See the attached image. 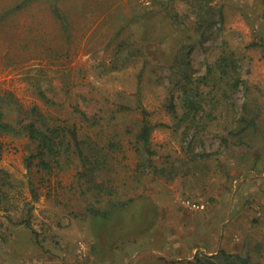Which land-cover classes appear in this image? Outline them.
Masks as SVG:
<instances>
[{
  "label": "rangeland",
  "instance_id": "obj_1",
  "mask_svg": "<svg viewBox=\"0 0 264 264\" xmlns=\"http://www.w3.org/2000/svg\"><path fill=\"white\" fill-rule=\"evenodd\" d=\"M21 1L0 0L6 118L74 125L86 160L62 131L28 166L36 142L0 135V264H196L220 249L264 264V0ZM220 54L237 73H208ZM185 92L202 98L193 118Z\"/></svg>",
  "mask_w": 264,
  "mask_h": 264
},
{
  "label": "trees",
  "instance_id": "obj_2",
  "mask_svg": "<svg viewBox=\"0 0 264 264\" xmlns=\"http://www.w3.org/2000/svg\"><path fill=\"white\" fill-rule=\"evenodd\" d=\"M28 1L30 0H22L14 7H20ZM53 8L57 17L63 23L65 21V18L60 12V9L57 4L54 5ZM214 16V14H210L208 17L204 15H200L198 17V28L200 30H196H198L203 37L207 36L206 32L204 31L212 25V19L214 18ZM216 22H219L220 24L224 22L222 6L219 7ZM237 69L238 66L235 60L225 54H220L219 57L214 61V63L212 65H208L207 67L208 73L218 70L221 74H226L230 72L237 73ZM3 99L4 97L0 96V135H5L9 133L27 134L29 136L30 141L36 142V152L31 153L30 156H28L27 158L28 166L32 164V158L34 156L39 158L40 163L43 166L47 165V162L43 160L44 156L48 154L53 155L59 152L58 145H62L60 140V133L62 131L68 132L71 135L72 140L75 146L77 147L78 154L81 155L83 161L86 160V157L82 154V151L80 149V146L82 145L83 141L80 140L79 137H77V129L74 125L66 126L64 128H60L59 126L53 127L49 125L38 126L35 123L36 120L33 118V115H36L34 109H32L30 112H25L27 113L24 117L25 119H27L26 121L20 120L14 122L6 118L4 110L7 109V105L3 103ZM170 99L171 111L175 112L174 108H176V106L172 103V97ZM181 99L182 104H180V106L183 107V118H189L190 115L193 118L195 117V113H198L200 110L203 109L202 104L199 103L200 99L202 98L194 97L192 93L189 94L188 92H185ZM146 113L147 111L142 107L143 119L140 132L138 134V139L146 154L144 156L146 161L143 162V165L153 171V169L157 170V168L154 166L153 161H151L150 159L147 160L146 157L148 155L150 156L153 153V150L150 146V134L154 124L148 121V119L146 118ZM253 121L254 120H250V123L252 122L253 124ZM1 149L2 143L0 141V151ZM194 261L196 264H261L259 261L253 260L251 256L247 253L227 252L224 249H220L216 254L196 253L194 255Z\"/></svg>",
  "mask_w": 264,
  "mask_h": 264
},
{
  "label": "built area",
  "instance_id": "obj_3",
  "mask_svg": "<svg viewBox=\"0 0 264 264\" xmlns=\"http://www.w3.org/2000/svg\"><path fill=\"white\" fill-rule=\"evenodd\" d=\"M190 203H191V202H190ZM191 206H192V207H203V204H197V203L192 202V203H191Z\"/></svg>",
  "mask_w": 264,
  "mask_h": 264
},
{
  "label": "crops",
  "instance_id": "obj_4",
  "mask_svg": "<svg viewBox=\"0 0 264 264\" xmlns=\"http://www.w3.org/2000/svg\"><path fill=\"white\" fill-rule=\"evenodd\" d=\"M194 186H190V188H193Z\"/></svg>",
  "mask_w": 264,
  "mask_h": 264
}]
</instances>
